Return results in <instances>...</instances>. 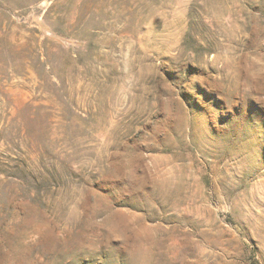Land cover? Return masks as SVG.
<instances>
[{
    "label": "rangeland",
    "instance_id": "1",
    "mask_svg": "<svg viewBox=\"0 0 264 264\" xmlns=\"http://www.w3.org/2000/svg\"><path fill=\"white\" fill-rule=\"evenodd\" d=\"M0 264H264V0H0Z\"/></svg>",
    "mask_w": 264,
    "mask_h": 264
}]
</instances>
